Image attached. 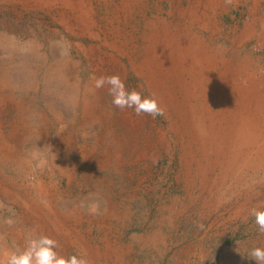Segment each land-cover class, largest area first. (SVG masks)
<instances>
[{"label":"rangeland","instance_id":"1","mask_svg":"<svg viewBox=\"0 0 264 264\" xmlns=\"http://www.w3.org/2000/svg\"><path fill=\"white\" fill-rule=\"evenodd\" d=\"M261 206L264 0H0V264H255Z\"/></svg>","mask_w":264,"mask_h":264},{"label":"clouds","instance_id":"2","mask_svg":"<svg viewBox=\"0 0 264 264\" xmlns=\"http://www.w3.org/2000/svg\"><path fill=\"white\" fill-rule=\"evenodd\" d=\"M108 86L109 95L112 96L114 106L124 109L132 108L137 115L148 114L153 118L162 115L155 98L150 96L142 97L141 93L135 89H126L124 82L118 75L101 76L96 79L95 87ZM96 206H92V211ZM258 226V231L264 234V206L253 208L250 213ZM203 227V225H198ZM56 241L41 236L29 242L28 246L21 252L12 253L7 264H88V261L77 255L68 257L59 256L54 250ZM248 260L255 261V264H264V248L255 247L248 253Z\"/></svg>","mask_w":264,"mask_h":264}]
</instances>
